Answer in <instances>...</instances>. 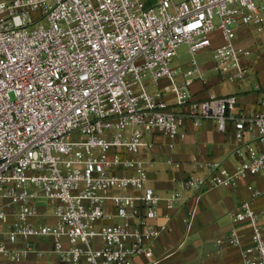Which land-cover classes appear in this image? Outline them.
Returning a JSON list of instances; mask_svg holds the SVG:
<instances>
[{"label":"built area","instance_id":"obj_1","mask_svg":"<svg viewBox=\"0 0 264 264\" xmlns=\"http://www.w3.org/2000/svg\"><path fill=\"white\" fill-rule=\"evenodd\" d=\"M243 26L264 39V0H0V258L44 254L35 245L43 238L53 242V264H135L140 254L163 264L151 247L168 229L156 223L161 199L171 210L183 189L244 180L251 197L215 243L219 252L241 245L243 264H264V207L253 204L264 202V189L252 182L264 170V90L248 113L236 94L197 99L191 89L206 82L195 58L206 49L226 81L246 77ZM181 44L192 59L178 81L181 67L171 62ZM205 119L220 131L232 124L234 167L194 158L205 173L158 195L149 162L136 155L157 135L175 137L185 121ZM111 218L119 221L101 223Z\"/></svg>","mask_w":264,"mask_h":264},{"label":"crops","instance_id":"obj_2","mask_svg":"<svg viewBox=\"0 0 264 264\" xmlns=\"http://www.w3.org/2000/svg\"><path fill=\"white\" fill-rule=\"evenodd\" d=\"M237 42L249 49L243 58L248 71L246 77L236 81H226L215 69L213 59L208 65H201L206 82L196 80L192 91L197 99L208 97L209 92L218 95L236 94L239 109L254 112L260 108V98L264 90V39L253 26L238 28ZM191 59L189 64L191 63ZM180 66V65H175ZM184 79L182 68L177 80ZM162 84L168 83L166 78ZM167 97L173 100V93ZM156 144L147 151L136 156L146 159L148 163L150 184L155 192L164 197L172 191L180 189L177 180L191 173H205L194 164V158L201 161L215 160L233 168L238 158L233 149L238 144L232 124L227 130L220 131L216 122L205 119L200 126L185 121L175 137L157 135ZM173 143V146H170ZM172 159L173 163H168ZM254 185L264 189V170L252 179ZM242 180L238 185L206 186L200 190L183 189L184 197L176 206L168 210L163 199L160 201L159 217L156 223H167L168 229L151 241L154 256L163 264H243L241 245H227L220 252L217 250L216 239L225 236L231 226V215L239 204L251 197V191ZM256 210L261 211L264 202L261 197L253 199ZM41 210L52 208L44 203ZM169 211V217L166 213ZM9 221H14L12 215ZM109 223L119 221L117 218L105 219ZM244 244L250 242L251 229L247 222L240 224ZM37 248L45 250L44 254L33 252L21 262H13L0 258L1 264H53L59 258L52 251L50 239L35 238ZM148 258L143 254L134 257L135 264H146Z\"/></svg>","mask_w":264,"mask_h":264},{"label":"rangeland","instance_id":"obj_3","mask_svg":"<svg viewBox=\"0 0 264 264\" xmlns=\"http://www.w3.org/2000/svg\"><path fill=\"white\" fill-rule=\"evenodd\" d=\"M188 46L186 44H181L178 48L177 55L173 57L171 64L173 66L180 65L182 70H185L190 66L189 61L192 55L187 51ZM195 58L202 64L208 65L210 58L212 59V53L210 49L199 51L196 53ZM102 224H108V221L102 220Z\"/></svg>","mask_w":264,"mask_h":264}]
</instances>
